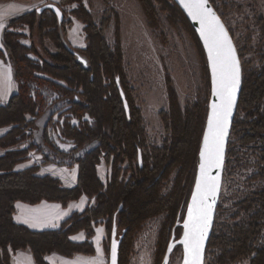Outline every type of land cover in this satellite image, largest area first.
Wrapping results in <instances>:
<instances>
[{
  "label": "trees",
  "instance_id": "1",
  "mask_svg": "<svg viewBox=\"0 0 264 264\" xmlns=\"http://www.w3.org/2000/svg\"><path fill=\"white\" fill-rule=\"evenodd\" d=\"M81 1L60 0L59 6ZM171 1L176 13L189 23L176 3ZM210 1L214 5V0ZM47 12L38 14L35 10L10 21L2 37L4 50L0 49V58L12 67L18 92L5 106H0V129L11 127L0 137V150L6 151L0 155V264H11L12 252L26 250L31 251L36 264H49L45 257L53 253L66 258H73L78 254L95 256L96 251L91 242L95 229L104 224L112 234L115 218L118 235L124 234L119 255V264H122L125 248L131 245L136 233L152 218L167 215L163 227L166 238L175 227L176 239L180 238V225L185 219L193 188L208 108L195 104L182 111L175 94L171 92L170 113L168 116L163 114L165 125L172 131L170 148H155L152 153L144 155L147 134L140 111H134L129 104L128 119L125 109L114 104L116 102L122 105L116 95L117 91L112 87V84L114 88L117 87L116 77L121 78L122 87L124 86L123 52L120 44L118 45L119 38L117 47L111 49L100 29L82 8L80 18L86 26L88 44L85 50L75 51L87 59L85 66L66 48L57 17L51 12L57 24L52 37L46 35L59 43L57 46L61 55H50L51 62L43 61L40 64V61L29 56L34 53L42 59L39 52L22 44V36L9 29L15 23H23L30 28L33 39L36 37L43 41L46 36L42 19ZM65 25L64 14L62 31L66 37ZM191 30L205 57L192 27ZM262 51L264 63V38ZM207 72L210 78L208 67ZM243 73V90L232 135L238 136L243 145L264 144V64L255 70L244 68L243 65ZM41 74L64 82L67 88L41 77ZM105 79H110L113 83L106 85ZM55 96L59 97L58 101H65L64 107H69L67 113L80 124L78 127L67 124L62 128L63 138L75 146L67 153L50 143L46 135L49 126L46 123L43 139L52 156L44 155V158L46 163L61 167L72 168L78 165V184L72 189L63 188L58 179L50 176H36V167L24 171L15 170L16 166L27 160L31 151L43 154L34 142V133L30 132V136H26V132L34 130L35 120L49 111L46 112L49 100ZM52 109V112H48V122L53 121L54 114L61 110L57 107ZM242 113L247 115L246 118H240ZM27 116L33 117L34 121L29 122ZM85 116L92 119L91 126L82 122ZM26 138L32 140L27 149L10 150ZM230 145L232 144L229 147ZM140 151L143 152L142 165L138 159ZM232 153V150L228 152V157ZM103 154L108 160H112V172L107 185L102 183L97 170ZM261 162L263 166L253 179L264 177V148ZM126 163L128 171L121 179L122 166ZM180 166L182 171L179 172L180 176L173 190L167 195L163 194L164 181ZM190 166L192 173L190 172L187 186H183L182 178L189 173ZM183 168H186L185 172ZM128 173L130 176L127 178ZM82 196L95 199V204L81 214L74 213L58 230L34 232L14 221L15 205L18 202L37 205L47 201L67 207L70 202L77 201ZM241 204L244 205L242 209L254 208V212L247 221L213 232L207 253L217 251L215 264H234L247 258H251L250 264H264V187L254 198ZM81 232L86 234L87 240L83 243L73 242L71 237Z\"/></svg>",
  "mask_w": 264,
  "mask_h": 264
},
{
  "label": "rangeland",
  "instance_id": "2",
  "mask_svg": "<svg viewBox=\"0 0 264 264\" xmlns=\"http://www.w3.org/2000/svg\"><path fill=\"white\" fill-rule=\"evenodd\" d=\"M57 4L59 5V3ZM214 5L233 37L244 68L255 70L262 67L264 64L262 60L264 0H214ZM61 8L65 14L66 23V37L63 34L62 37L73 49L83 51L88 44L85 33L86 26L80 18L82 8L87 11L93 23L100 29L111 49L117 47V38H119L118 45L120 44L123 52V90L131 108L134 111H140L147 134L144 155H148L149 152L152 153L155 148H170L172 131L165 125L163 114L168 116L170 113L169 97L171 92L175 94L182 111L193 107L195 104L209 107L211 89L205 57L193 35L191 24L185 22L183 17L176 13L171 0H82L81 3L73 2L65 4ZM18 17H14L10 21ZM42 21L46 36L43 41L36 37L33 39L34 35L32 36L33 33L30 28L23 23H15L9 29L11 32L22 36V44L39 52L42 59L34 53L29 56L33 60L40 61V64L43 61L51 62L50 55H61L57 46L59 43L47 37L48 34L50 37L54 34L57 24L56 18L48 11ZM2 37L0 36V47L3 46ZM40 76L67 88L64 82L54 80L43 74ZM104 82L106 85L113 83L110 79H105ZM112 85L113 89L117 91L116 95L119 96L122 105L116 104V102L114 104L117 107L119 105L122 109L124 105L119 90L117 87L114 88V84ZM58 98L55 96L50 99L48 108H46V112L48 110V112H52L53 107L61 108L58 113L54 114L53 121H47L49 116L47 112L40 119L35 120L33 131L26 132V136H30V132L34 133V142L38 144V148L42 150L43 154L35 150L31 151L27 160L21 163L23 166L21 169L27 170L36 167V176L42 177L41 174L46 172V175L58 179L63 184H71L74 181L73 175L76 174L73 172V167L57 165L50 169V166L55 164L46 163L44 158V155L52 156L43 139V129L46 123L49 126L46 129V135L50 143L67 153L75 148L71 141L63 138L62 128L67 124L78 127L80 122L75 118L72 119V115L67 113L69 107H64L65 101L61 100L60 102ZM240 115L242 119L247 116L245 113ZM27 119L29 122L34 121L31 116H27ZM82 122L91 126L92 119L85 116ZM10 129L11 127L3 128L0 129L2 130L0 132L5 135ZM31 143L32 140L26 138L10 150L27 149ZM229 144L232 145L228 147V152L232 150L233 153L228 157L227 152L229 164L226 163L224 171L213 232L247 221L250 214L254 212V208L242 209L244 205L241 203L254 198L255 194L264 187V177L253 179L263 166L261 158L264 144L243 145L239 137L235 135H231ZM5 152L0 150V155ZM111 162L112 160H108L105 154L102 155L98 174L101 175L104 185L107 182L106 177L108 178L112 172ZM26 166L30 167L27 168ZM41 166H46L45 169L43 168L45 171H40ZM183 169L185 172L186 168ZM122 170L121 179L128 171L127 163L122 166ZM191 170L192 166L189 167V173L182 178L183 186H187L192 173ZM180 171H182L181 166L170 174L167 181H164L163 194L167 195L173 190L180 176ZM129 176L128 173L127 178ZM80 199L69 203L71 210L76 209V204L83 205ZM39 213L41 212H36V215ZM166 221L167 215L148 220L136 233L131 245L125 248L122 264H162L173 233L172 231L170 236L166 238V234L163 232ZM100 226L104 227L102 244L104 255L101 256V260L103 258L109 264L111 230H108L104 224ZM97 243L98 241L95 239V246L93 245L95 251ZM216 255V250L208 252L205 264H215ZM250 260L251 258H247L234 264H250ZM182 262L183 250L177 248L172 254L169 264H182ZM59 264H65V262H59Z\"/></svg>",
  "mask_w": 264,
  "mask_h": 264
},
{
  "label": "snow or ice",
  "instance_id": "3",
  "mask_svg": "<svg viewBox=\"0 0 264 264\" xmlns=\"http://www.w3.org/2000/svg\"><path fill=\"white\" fill-rule=\"evenodd\" d=\"M206 4L207 0H192L185 7L189 8L193 18L199 19L202 25L201 34L208 44L220 104L212 106L208 135L204 138V148L200 154L204 161L200 165L201 179L196 186L197 194L193 197V206L188 209V222L184 225L188 229L183 241L189 257L186 264H199L200 261L204 237L211 222V201H214L218 187L216 178L210 173L211 169L219 168L222 163L228 118L239 83V65L235 50L223 25ZM111 253L112 264H116L115 244L112 245Z\"/></svg>",
  "mask_w": 264,
  "mask_h": 264
},
{
  "label": "crops",
  "instance_id": "4",
  "mask_svg": "<svg viewBox=\"0 0 264 264\" xmlns=\"http://www.w3.org/2000/svg\"><path fill=\"white\" fill-rule=\"evenodd\" d=\"M60 0H11V1H0V36L2 37L3 32L6 30L9 21L17 16L23 15L25 13L31 12L38 9L39 6H43L47 3H59ZM4 50L3 46L0 47ZM75 49V48H74ZM18 92V85L14 79L12 67L5 63L3 59L0 58V106H5L11 97ZM2 131V130H0ZM0 137L3 136L0 132ZM41 165V164H40ZM54 166H50L53 169ZM22 164L18 165L16 171H22ZM29 168L30 166H26ZM46 166H41L40 171H45ZM25 168V169H27ZM73 172L74 181L71 184H63L65 189H72L78 184L79 167L75 165ZM98 170V167H97ZM100 175V174H98ZM41 176H48L46 172L41 174ZM101 181V175L99 176ZM81 202L83 205L79 206L76 203V209L71 210V204L69 206L63 207L62 204L56 202L43 201L37 205H30L22 202H18L15 205L16 212L14 215V221L22 226L27 227L29 230L34 232H44L49 230H58L61 225L70 218L74 213H83L86 208L91 207L95 204V199H90L87 196L81 197ZM77 211V212H75ZM36 212H41L36 215ZM28 216V217H27ZM55 219V220H53ZM95 239L98 241L96 244V254L95 256H86L78 254L73 258H66L57 253L47 255L45 257L49 264H59V262H65V264H108L106 260L101 256L104 255L103 250V240H104V227L100 226L96 230L95 236L92 238L91 242L95 246ZM71 240L76 243H83L87 240V236L84 232L76 234L71 237ZM18 253V254H17ZM17 253H11V264H36L30 250L19 251Z\"/></svg>",
  "mask_w": 264,
  "mask_h": 264
},
{
  "label": "water",
  "instance_id": "5",
  "mask_svg": "<svg viewBox=\"0 0 264 264\" xmlns=\"http://www.w3.org/2000/svg\"><path fill=\"white\" fill-rule=\"evenodd\" d=\"M173 1L180 8V10L186 16L187 20L189 21L192 28L194 29V31L197 35V38H198V40H199V42L203 48V51H204V54H205V57L207 60V66H208L209 74H210L211 95H210V101H209V107H208L207 120H206V124H205L203 138H202V145H201V150H200V154H201V152L203 151V148H204V138H205V136L208 135L209 120L212 117V106H213V104H217V105L220 104V99L216 94V77L214 76V73H213L212 59L209 55L208 44L205 41V37L201 34L202 25L200 23V20L193 18V15H192L191 11L189 10V8L185 7V4L191 3L192 0H173ZM206 7L210 8L212 10V12L215 14V16L219 19L220 23L223 25L225 31L227 32V35H228V37L231 41V44L235 50V55H236L238 65H239V83H238V86L236 88L235 101H234V105H233V108L231 111V115L228 118L227 134L224 137L222 163H221L219 168L211 169V173H210L214 178H216L218 187H217V191H216L214 201H211L212 202L211 222L208 226V230H207L206 235L204 237L199 264H205V259H206V254H207L209 242L211 240L213 230H214L216 211H217V207H218V204L220 201L222 184H223V176H224V171H225V167H226V163H227V152H228L229 142H230V138L232 135L234 120H235V117H236L237 112H238V107H239V102H240V98H241V94H242V90H243V82H244L243 65L241 62V58H240L238 49L236 47V44L233 40V37H232L229 29L227 28L222 17L220 16V14L218 13V11L216 10V8L214 7V5L212 4V2L210 0H207ZM36 11L38 12V14H42L44 11L52 12L57 17L61 35L63 34L62 24H63V20H64V13H63L62 8L58 4L47 3V4L39 7ZM64 43H65L68 51L71 52L76 57L77 61L79 63L87 66V59L84 56H82L80 53L76 52L75 49H73L65 41H64ZM116 86L119 90V93H120V96H121V99H122V102L124 105V109L126 111L127 118L130 119V106H129V103H128L127 98H126V94H125L123 87H122L121 78L119 76L116 77ZM200 154H199V161H198V166H197V170H196L195 182H194L193 190H192L190 200L188 203L185 219H184L183 223L180 225L182 228V234H181L179 239H176V236H175L176 227L173 229L172 239H171V242H170V244L166 250L162 264H169L170 258L177 248H181L183 250V262H182V264H186V261L189 259L185 245L183 243L184 238H185V233L188 231V229H186L184 227V225L188 222V209L193 206V197L197 194L196 193V186L198 183H200V179H201L200 165L204 161H203ZM138 159H139V163L142 165L143 159H142V152L141 151L139 152ZM123 238H124V234L121 236H118L117 222H116V218H115L113 229H112V234H111L109 264H112L111 249H112L113 244H115V246H116V264H119L120 246H121V242H122Z\"/></svg>",
  "mask_w": 264,
  "mask_h": 264
},
{
  "label": "flooded vegetation",
  "instance_id": "6",
  "mask_svg": "<svg viewBox=\"0 0 264 264\" xmlns=\"http://www.w3.org/2000/svg\"><path fill=\"white\" fill-rule=\"evenodd\" d=\"M142 155H143V152H142ZM142 159H143V157H142ZM110 177H111V174H110V176L107 178L106 177V179H107V182H106V184L105 185H107L108 184V182H109V180H110ZM195 177H196V173H195ZM194 182H195V179H194ZM193 186H194V183H193ZM192 190H193V188H192ZM192 193V192H191ZM191 196V195H190Z\"/></svg>",
  "mask_w": 264,
  "mask_h": 264
}]
</instances>
